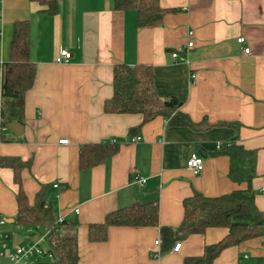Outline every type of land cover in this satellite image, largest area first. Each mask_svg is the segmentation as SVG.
<instances>
[{
  "label": "crops",
  "instance_id": "0c3cea01",
  "mask_svg": "<svg viewBox=\"0 0 264 264\" xmlns=\"http://www.w3.org/2000/svg\"><path fill=\"white\" fill-rule=\"evenodd\" d=\"M0 3V106L2 64L9 58L17 19L30 21V58L36 64L34 84L24 95L23 122L14 121L21 133L3 124L0 113V216L7 220L0 225V264H57L48 255L20 263L8 257L47 227L15 222L18 184L12 165L2 163L6 157L30 161L20 174L31 204L41 185L48 184L46 198L56 221L63 217L76 223L68 231L77 234L79 264H184L222 239L227 227L210 226L169 241L161 227L180 225L183 201L196 191L218 196L249 186L230 179L229 156L215 154L235 135L256 150L250 186L257 207L264 209V0H160L171 10L158 26H139L136 10H116L113 0H61L60 12L53 15L31 0ZM189 40L194 45L180 53L183 59L174 58L172 51ZM61 46L72 52L68 62L56 61ZM116 63L151 64L160 97H176L192 120L214 125L194 129L157 116L132 136L141 140L132 141L129 131L140 126L142 115L104 111ZM222 121L239 127L217 124ZM115 139L124 141L115 154L79 168L83 143ZM192 151L204 158L198 174L186 163ZM137 175L146 178L143 185ZM156 199L159 225H111L105 241L90 240V223L103 221L116 208ZM177 241L182 245L174 251ZM211 264H264V234L224 248Z\"/></svg>",
  "mask_w": 264,
  "mask_h": 264
},
{
  "label": "trees",
  "instance_id": "16d2710c",
  "mask_svg": "<svg viewBox=\"0 0 264 264\" xmlns=\"http://www.w3.org/2000/svg\"><path fill=\"white\" fill-rule=\"evenodd\" d=\"M38 2L41 10L53 15L60 12L61 0H31ZM116 10L135 9L139 26H158L166 13L171 10L160 4V0H113ZM36 64L30 58V21L17 19L13 22L9 58L2 64V123L23 122L25 93L33 86ZM181 102L176 97L169 99L158 95L154 84V68L151 64L116 63L113 68V93L104 101L106 113H137L142 115L140 126L129 131V137L137 134L146 122L162 116L169 124L187 125L194 129H207L214 124L206 119L195 122L187 113L180 110ZM217 124L233 125L238 122L222 121ZM123 139L83 143L79 149L78 166L90 168L103 163L115 154ZM215 154L230 158L229 177L234 182L247 181L249 186L218 196H207L194 192L184 199V217L177 228L162 226L165 240H177L192 233L204 232L210 226H223L228 233L220 240L207 244L202 255L185 259L184 264H211L228 246L264 234V209L255 203V191L250 183L256 176V150L248 149L238 142V136L221 143ZM2 163L12 165L14 180L18 184L17 213L14 220L21 226L53 227L56 217L52 205L46 198L48 184H42L31 204L23 188L20 170L30 161L6 157ZM75 222L62 221L59 232L54 234L53 252L57 264H79L80 254L76 233H70L68 226ZM111 225L157 226L159 225V202H134L108 212L101 222L89 224V238L92 241H105Z\"/></svg>",
  "mask_w": 264,
  "mask_h": 264
},
{
  "label": "built area",
  "instance_id": "2783aa9c",
  "mask_svg": "<svg viewBox=\"0 0 264 264\" xmlns=\"http://www.w3.org/2000/svg\"><path fill=\"white\" fill-rule=\"evenodd\" d=\"M1 1L2 0H0V2ZM0 8H1V3H0ZM237 41L242 44L246 43V39L244 36H239L237 38ZM193 45H194V42L192 40H189L186 43V45L179 47L177 49H174L172 51V56L174 58L183 59L180 53L182 51H188ZM244 52L249 53L250 47L244 46ZM71 57H72V52L70 51V49L66 46H61L56 56V61L59 63L68 62ZM190 76L192 80L196 78V74L194 72H192ZM0 113H1V106H0ZM131 140L139 141L141 140V136L132 137ZM68 141H69L68 138L60 139L61 143H68ZM186 163H187L188 168L195 174L202 172L204 169V158L197 151H192L189 154ZM135 179L137 182H139L142 185L146 182V178L139 176V175H137ZM57 186L58 184L55 183L54 187H57ZM263 191H264V187H263ZM75 211L78 212L79 209L76 208ZM62 221H64L63 217H60L59 219H57L56 224L53 227L45 228L41 233H39L36 240L27 242L25 244L17 245L13 251L8 253V257L10 261L12 263H20V262L28 261V260L37 261L41 256L48 255L52 262H56L57 257L55 256L53 252V244L55 242L53 236L54 234L59 232V224ZM6 222H7L6 218L0 216V225L5 224ZM156 242L160 243V240L158 239ZM181 245H182L181 241H177L173 247V250L178 251Z\"/></svg>",
  "mask_w": 264,
  "mask_h": 264
},
{
  "label": "water",
  "instance_id": "95a60500",
  "mask_svg": "<svg viewBox=\"0 0 264 264\" xmlns=\"http://www.w3.org/2000/svg\"><path fill=\"white\" fill-rule=\"evenodd\" d=\"M22 103H23V100L20 99V100L18 101V104L20 105V104H22ZM8 126H9L12 130H14L16 133H18V134L21 133V131H20V129H21V125H20V123H17V122H11V123L8 124ZM8 221H9V222H12L13 219H9Z\"/></svg>",
  "mask_w": 264,
  "mask_h": 264
}]
</instances>
